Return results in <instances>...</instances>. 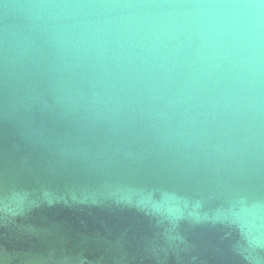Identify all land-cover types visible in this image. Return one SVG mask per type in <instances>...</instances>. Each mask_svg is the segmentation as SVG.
Wrapping results in <instances>:
<instances>
[{"label": "clouds", "instance_id": "clouds-1", "mask_svg": "<svg viewBox=\"0 0 264 264\" xmlns=\"http://www.w3.org/2000/svg\"><path fill=\"white\" fill-rule=\"evenodd\" d=\"M4 126L264 245V0H0Z\"/></svg>", "mask_w": 264, "mask_h": 264}, {"label": "water", "instance_id": "water-1", "mask_svg": "<svg viewBox=\"0 0 264 264\" xmlns=\"http://www.w3.org/2000/svg\"><path fill=\"white\" fill-rule=\"evenodd\" d=\"M141 190L60 166L0 127V203L24 198L14 214L0 212V264H264V245L228 223L174 221L158 213L159 196L118 202Z\"/></svg>", "mask_w": 264, "mask_h": 264}]
</instances>
